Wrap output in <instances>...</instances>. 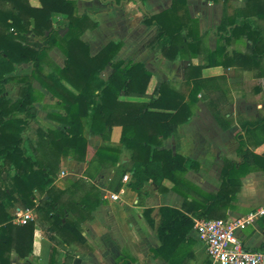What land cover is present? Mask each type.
Instances as JSON below:
<instances>
[{"label":"trees","instance_id":"obj_1","mask_svg":"<svg viewBox=\"0 0 264 264\" xmlns=\"http://www.w3.org/2000/svg\"><path fill=\"white\" fill-rule=\"evenodd\" d=\"M212 1L224 5L218 31L247 34L257 51L259 39L252 37L260 34V27L254 17L264 18V0H245V7L236 8L232 15L228 14L230 0ZM40 2V6H33L28 0H0V264H11L13 249L21 258L33 252L36 221L14 223L8 208L15 200L33 208L42 220L49 222L54 232H68L83 240L78 223L70 215L69 205L60 202L64 191L55 188L52 182L62 156L72 155L84 160L88 140L83 128L88 117L93 132L103 133L108 139L115 125L122 127L120 141L133 150L134 187L150 179L158 185L166 177L173 181V189L185 197L181 208L169 205L160 208L161 224L157 229L160 245L151 247L150 251L169 264H186L188 247L195 243V239L189 236L194 217H224L219 213L220 207L235 198L242 184L241 177L246 172L245 166L252 161L250 152L244 151L242 162H231L223 168L218 192L197 189L196 193L202 198L189 200L188 196L195 187L180 176L188 169L189 160L170 150L154 147L190 117L192 103L201 91L200 71L203 67L218 64V47L209 49V32L199 33L198 21L191 18L187 0H172L169 8L157 14L144 12L142 22L156 26L155 38L149 44L155 52L172 60L177 57L192 59L200 53L205 56V64L191 63L186 69V80L191 85L189 100L169 81L161 83L150 94L148 88L154 73L144 63L114 59L123 46L122 41H111L98 53L91 54L89 43L82 35L98 23L89 12L77 13V0ZM56 12L67 16L64 34L53 25L52 16ZM54 47L65 55V65L54 64L53 70L47 72L46 64H51L49 51ZM21 62L31 63L32 70L15 77L14 71ZM108 65L113 70L105 81L100 73ZM10 78L22 84L20 97L14 102L5 89ZM35 80L57 98L58 106L66 111V116L60 119L70 128L61 131L39 127V141L37 144L29 142L31 151L28 152L24 145L25 132L30 122L37 120L35 103L41 96L33 87ZM126 94L148 96L149 100L120 99ZM212 112L222 124L221 116L214 109ZM152 116L160 118L150 119ZM117 151L113 146L100 147L96 154L102 160L107 158L115 163L117 157L112 154ZM12 170L14 173H10ZM125 173L126 170H122L120 178ZM120 187L121 184L116 190ZM36 193L40 194L38 201L35 200ZM81 203L90 208L85 199L76 201L78 205ZM152 211L149 208L145 212L151 214ZM148 221L151 226L155 225L151 217ZM192 257L195 258V254ZM118 262L135 264L137 259L122 256Z\"/></svg>","mask_w":264,"mask_h":264},{"label":"crops","instance_id":"obj_2","mask_svg":"<svg viewBox=\"0 0 264 264\" xmlns=\"http://www.w3.org/2000/svg\"><path fill=\"white\" fill-rule=\"evenodd\" d=\"M28 1L33 6L41 5L40 0ZM143 3L145 11L157 14L169 8L172 0H146ZM109 4L104 0H77V13L89 12L98 23L82 35L89 43L91 54L98 53L111 41H122L123 46L114 59L144 63L154 73L148 88L150 94L161 83L169 81L189 100L191 85L186 80V69L191 63L205 64L204 54L192 59L163 57L149 47L155 38L156 26L142 22L144 11L135 1L121 7ZM187 4L191 18L198 21L199 33L209 32V49L218 47V64L201 69V91L192 103L190 117L154 147L170 150L174 155L179 154L189 160L188 169L180 173L181 178L195 187L188 194L189 200L202 198L196 193L197 189L207 193L218 192L223 168L231 162H242L244 151L250 152L252 161L245 166L246 172L241 177L242 184L235 198L219 210L224 216L222 218L238 217L264 205V18L254 17L260 27V34L252 37L259 39L255 51L253 40L247 34L218 31L224 15L222 2L187 0ZM245 5V0H230L228 14L232 15L236 8ZM52 18L54 27L64 34L67 16L56 12ZM65 59L58 47L49 51V60L53 64L63 67ZM32 67L31 63L21 62L17 65V72L29 74ZM52 70V66L46 67L47 72ZM112 70L111 65L106 66L100 73L101 78L107 81ZM33 87L41 96L35 103L37 120L30 122L28 138L37 144L39 127L67 131L70 125L60 119L66 116V111L58 106L57 98L36 80ZM120 99L148 101L149 97L126 94ZM213 109L227 128L217 120ZM59 112L62 114L56 115ZM83 132L88 140L84 160L72 155L62 156L52 182L55 188L64 191L60 202L69 205L70 215L78 223L83 240L68 232H54L49 222L42 220L31 208L36 221L33 252L21 258L13 249L11 264H125L118 262L122 256L136 258L135 264H169L153 256L150 248L160 245L157 234L161 224L160 208L167 205L181 208L185 197L173 189V181L166 177L158 185L150 179L141 186H133V150L121 143L120 125L113 127L108 139L103 133L93 132L91 118L88 117ZM108 146L119 150L112 154L117 157L115 163L107 158L102 160L96 154L100 147ZM122 170L126 173L120 178ZM126 175L128 179H125ZM39 198L40 194L36 193L35 200ZM82 199L90 208L82 203L76 204ZM96 201L93 206L91 203ZM25 207L21 200L10 204L8 211L13 222L17 210ZM149 208L153 209L151 214L145 212ZM149 217L154 220V226L149 223ZM239 235L246 249L260 248L264 244V217H257L247 228L239 231ZM189 236L195 239V243L188 247L186 264H214L194 229Z\"/></svg>","mask_w":264,"mask_h":264},{"label":"built area","instance_id":"obj_3","mask_svg":"<svg viewBox=\"0 0 264 264\" xmlns=\"http://www.w3.org/2000/svg\"><path fill=\"white\" fill-rule=\"evenodd\" d=\"M257 217H264V205L238 217L195 219L193 229L214 264H264V244L256 250L246 249L239 235ZM33 219L34 212L27 207L18 209L14 216L17 224Z\"/></svg>","mask_w":264,"mask_h":264},{"label":"rangeland","instance_id":"obj_4","mask_svg":"<svg viewBox=\"0 0 264 264\" xmlns=\"http://www.w3.org/2000/svg\"><path fill=\"white\" fill-rule=\"evenodd\" d=\"M105 1V0H104ZM110 4L109 5H114L112 2H109ZM129 3V2H128ZM125 4H127V3H125ZM124 4V5H125ZM50 61V60H49ZM50 63L51 64H46V67L47 66H52V65H54L51 61H50ZM56 65V64H55ZM53 68V67H52ZM21 72H22V70H21ZM14 75H16L15 77H17L18 75H21L20 74V72H17V68H16V70L14 71ZM22 84L17 80V79H15V78H10V79H8L7 80V82L5 83V89H6V91H7V93H8V97H9V99L11 100V101H16L20 96H19V92H20V86H21ZM30 133H31V128L28 126V128H27V130H26V132H25V137H26V141H25V143H24V145H25V148L27 149V151L28 152H30L31 151V149H30V146H29V142H30V140H29V138H28V136L30 135ZM14 172V170H12V171H10V173H13Z\"/></svg>","mask_w":264,"mask_h":264},{"label":"water","instance_id":"obj_5","mask_svg":"<svg viewBox=\"0 0 264 264\" xmlns=\"http://www.w3.org/2000/svg\"><path fill=\"white\" fill-rule=\"evenodd\" d=\"M105 1L112 2L116 7H121L125 3H128L131 0H119V1L118 0H105ZM132 1H135L138 4V6L142 8L144 12H146L143 1L141 0H132Z\"/></svg>","mask_w":264,"mask_h":264}]
</instances>
